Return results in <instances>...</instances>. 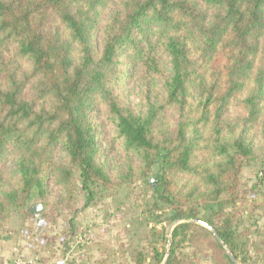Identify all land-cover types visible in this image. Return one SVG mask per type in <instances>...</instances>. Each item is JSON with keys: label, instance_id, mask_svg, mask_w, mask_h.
<instances>
[{"label": "trees", "instance_id": "16d2710c", "mask_svg": "<svg viewBox=\"0 0 264 264\" xmlns=\"http://www.w3.org/2000/svg\"><path fill=\"white\" fill-rule=\"evenodd\" d=\"M255 165L264 0H0V226L35 194L47 219L142 182L155 264H190L183 243L236 264L227 210Z\"/></svg>", "mask_w": 264, "mask_h": 264}, {"label": "rangeland", "instance_id": "374dc122", "mask_svg": "<svg viewBox=\"0 0 264 264\" xmlns=\"http://www.w3.org/2000/svg\"><path fill=\"white\" fill-rule=\"evenodd\" d=\"M128 97L135 106L142 102L140 84L128 80ZM85 192L77 197V211L56 210L52 218L39 213L36 194L27 208L0 226V264H155L153 246L157 237L151 229L155 221L145 213L153 204V191L142 182L121 188L108 195L96 192L89 207ZM34 208V211H32ZM235 214L239 237V257L245 264H264V168L246 167L240 177L239 199L227 210ZM167 223L157 225L162 229ZM170 227L168 228L169 232ZM168 239L171 240L169 232ZM170 245L167 246V253ZM177 255L190 264H214L212 253L194 254L187 243ZM167 257L165 258L166 261ZM238 264H243L241 261ZM164 261V262H165Z\"/></svg>", "mask_w": 264, "mask_h": 264}, {"label": "water", "instance_id": "95a60500", "mask_svg": "<svg viewBox=\"0 0 264 264\" xmlns=\"http://www.w3.org/2000/svg\"><path fill=\"white\" fill-rule=\"evenodd\" d=\"M32 211H34V208H32ZM172 230H173V226H171L170 229H169L170 234L172 233ZM213 233L215 234V236H217V234H216L215 231H213ZM217 238H218V240H219L220 242H222L221 239H220L218 236H217ZM222 244H223V243H222ZM167 259H168V257H167ZM167 259H166V261H165L163 264H166ZM232 260H233L236 264H238L237 261H236V259H235L234 257H232Z\"/></svg>", "mask_w": 264, "mask_h": 264}, {"label": "built area", "instance_id": "2783aa9c", "mask_svg": "<svg viewBox=\"0 0 264 264\" xmlns=\"http://www.w3.org/2000/svg\"><path fill=\"white\" fill-rule=\"evenodd\" d=\"M15 264H25L22 260L18 259L15 261Z\"/></svg>", "mask_w": 264, "mask_h": 264}]
</instances>
